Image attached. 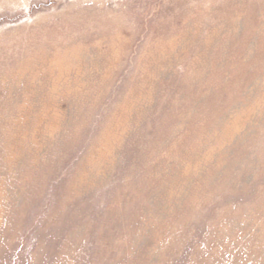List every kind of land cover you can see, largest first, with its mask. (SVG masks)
Wrapping results in <instances>:
<instances>
[{"label": "rangeland", "instance_id": "1", "mask_svg": "<svg viewBox=\"0 0 264 264\" xmlns=\"http://www.w3.org/2000/svg\"><path fill=\"white\" fill-rule=\"evenodd\" d=\"M0 264H264V0H0Z\"/></svg>", "mask_w": 264, "mask_h": 264}]
</instances>
